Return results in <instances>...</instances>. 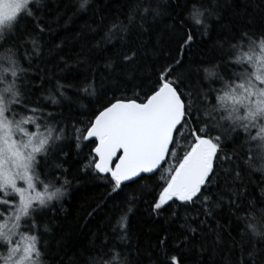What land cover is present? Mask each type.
Masks as SVG:
<instances>
[{"label":"snow or ice","instance_id":"obj_1","mask_svg":"<svg viewBox=\"0 0 264 264\" xmlns=\"http://www.w3.org/2000/svg\"><path fill=\"white\" fill-rule=\"evenodd\" d=\"M0 264H264V0H0Z\"/></svg>","mask_w":264,"mask_h":264},{"label":"trees","instance_id":"obj_2","mask_svg":"<svg viewBox=\"0 0 264 264\" xmlns=\"http://www.w3.org/2000/svg\"><path fill=\"white\" fill-rule=\"evenodd\" d=\"M72 3H75V0H71ZM99 3L105 2V0H97ZM87 20V17L83 19L75 20L70 26L69 31H74L79 28V25L84 23ZM192 55L194 59H201L204 57H211L213 52L211 51V42L207 40V38L197 37L196 43L192 49ZM87 103V101H85ZM71 179V177H69ZM82 179V177H80ZM91 188V185L87 186ZM91 193L85 190V187L77 185L76 181L73 180V187L70 189L69 198L65 202V207L68 208L69 212L75 213L81 206L84 201V198L89 196ZM139 216L133 218V226L137 227L139 222Z\"/></svg>","mask_w":264,"mask_h":264}]
</instances>
